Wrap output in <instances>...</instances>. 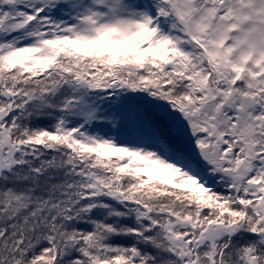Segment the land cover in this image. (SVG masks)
<instances>
[{
    "label": "snow or ice",
    "instance_id": "6c2138e0",
    "mask_svg": "<svg viewBox=\"0 0 264 264\" xmlns=\"http://www.w3.org/2000/svg\"><path fill=\"white\" fill-rule=\"evenodd\" d=\"M0 264H264V0H0Z\"/></svg>",
    "mask_w": 264,
    "mask_h": 264
}]
</instances>
